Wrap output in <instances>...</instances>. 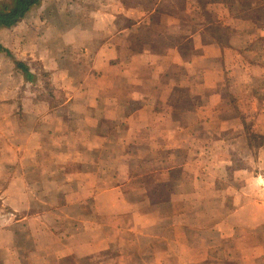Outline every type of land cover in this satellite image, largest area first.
<instances>
[{
    "label": "crops",
    "instance_id": "0c3cea01",
    "mask_svg": "<svg viewBox=\"0 0 264 264\" xmlns=\"http://www.w3.org/2000/svg\"><path fill=\"white\" fill-rule=\"evenodd\" d=\"M47 1L0 30V42L34 75L0 52V150L11 153L0 166L15 169L0 190L13 207L7 214L0 209V264H81L92 256V264H136L131 250L145 264H264V220L243 202L264 196V175L248 165L241 175H222L218 192L235 190L228 211L218 209L209 224L179 222L176 195L166 204L150 201L138 175L143 156L134 154L146 132L148 151L158 148L157 135L167 149H184L189 125L175 127L174 115H206L205 102L218 110L235 105L243 128L264 132V0H215L206 8L190 0L184 19L133 46L131 28L117 27L123 9L117 2L95 11L74 0ZM72 7L85 9L83 16L70 14ZM129 18L133 28L144 22ZM6 30L12 33L4 39ZM206 33L213 42H197ZM41 72L51 77L49 94L31 90ZM192 97L204 103L191 110ZM218 144L226 156L218 168L231 172L235 149L224 139ZM15 194L20 207L10 202ZM178 199L179 213L189 214L190 194ZM162 224L171 234L154 232ZM22 233L26 244L16 242ZM103 252L108 256L96 259Z\"/></svg>",
    "mask_w": 264,
    "mask_h": 264
},
{
    "label": "rangeland",
    "instance_id": "374dc122",
    "mask_svg": "<svg viewBox=\"0 0 264 264\" xmlns=\"http://www.w3.org/2000/svg\"><path fill=\"white\" fill-rule=\"evenodd\" d=\"M9 0H0V6ZM51 4L59 3L61 5V0H48ZM47 1V2H48ZM55 1V2H53ZM70 1V0H66ZM79 3L89 6V8L93 7V10H101L103 9V4L116 3L121 5L122 12L118 15V19L116 20L117 27H130L131 30L127 32V42L129 45H136L137 42L140 43L142 41H150L157 40L160 37L162 31L166 28L167 25L173 24L174 22H179L184 19V11L183 8L186 2L190 0H74ZM215 0H198V2L202 5V7L206 8L207 4L213 2ZM69 13H75V15L79 17L83 16L82 12L83 8H79L78 11L75 12L76 8H70ZM112 9V8H110ZM114 9V8H113ZM112 9V10H113ZM51 10V9H50ZM49 10V11H50ZM82 10V11H80ZM89 10V9H87ZM72 11V12H71ZM52 13V10L49 12ZM68 13V14H69ZM69 14V15H70ZM204 14L211 20L213 19L214 13L211 14L209 11L204 12ZM85 15V14H84ZM129 17H135V19H143L144 22L138 27H132L133 24L132 19ZM12 31L6 30L3 36L6 39V36L9 38L10 35L6 34ZM116 39H119L116 38ZM119 42H124V39H119ZM197 42H201L203 44L213 42L209 36V33H206V36L202 37L201 40H197ZM196 43V42H195ZM7 44V43H5ZM9 49V48H8ZM10 50V49H9ZM7 63H13L14 61L9 57ZM4 62V63H6ZM40 83L39 81L34 82L31 86V90L42 91L45 90V94L51 93L54 91V86L52 85L51 77L46 72H41L40 74ZM190 81V79H187ZM36 91V92H37ZM44 93V92H43ZM37 95V94H36ZM43 95V94H42ZM61 95H59L60 97ZM181 96V95H180ZM189 106L191 110H194L196 106H198L199 102L203 104V98L192 97L189 98ZM202 106V105H201ZM206 106V107H205ZM204 109L206 110V115H174V125L178 127L179 125H189L190 136L188 140H184L185 145L184 149H167V141L162 136L157 135L156 144L158 148L148 151L145 141L149 140L151 133H144L143 139L144 143L136 146V155L143 156V162L138 170V175L142 178L144 185L147 187V193L151 202L156 204H166L171 202L170 200L172 195H176L173 202V205H176L178 210V217L176 221L180 219L188 218L191 220V223L197 222L201 220L202 223H211L213 218V214H218V209H222L224 212H227L231 202L229 199V195L231 192H235L233 189L222 190V192H218V178H221L222 175H241L243 169V165H248L254 173L260 175H264V162L256 161L255 158L257 156L256 152L257 148L251 147V137L256 135H264V132L256 133L252 132L242 127V121H240V115L237 114V107L235 105H229L228 107L213 108L206 105V102L203 104ZM202 118H206V127L202 125L196 126V122ZM204 121V120H202ZM196 123V124H195ZM80 127L83 126L81 119L79 121ZM241 125V126H240ZM103 127V124L99 123L97 127ZM114 126V125H113ZM120 125L117 127L119 128ZM242 127V128H241ZM249 132V133H248ZM182 136V133H181ZM181 138V137H179ZM230 144L234 151V155H236L235 160V168L231 170V172H226L224 168H218L221 166L224 158L226 156L222 155L223 151H221V144H218V140L223 139ZM262 137H255L254 143L258 145ZM251 140V141H250ZM221 143V142H220ZM1 147V146H0ZM189 147V150H186ZM256 147V146H255ZM83 153V152H82ZM89 154V153H83ZM86 155V156H87ZM92 156V153L89 154ZM103 155H105L103 153ZM11 156V153L5 151L3 149L0 150V165L6 159ZM10 159V158H9ZM260 160V159H259ZM15 169H7L0 166V190L5 188V184L7 178L13 175ZM196 177L203 180L198 182ZM222 185V184H221ZM50 186L48 184V191L50 190ZM16 190V187H15ZM221 191V190H220ZM190 194V199L188 200L189 207L191 211L189 214L184 215V213H179L180 209L183 207L182 199H178L182 194ZM235 194V193H234ZM50 195L53 193L50 192ZM179 195V196H178ZM252 200H244L246 207H250L251 209L256 211L258 217L264 220V196L259 193L256 198H250ZM55 200H48L42 202L43 205H51ZM10 202L14 203L16 206H21L24 201L21 200L19 194H15L13 200ZM35 206L39 202L38 200L31 201ZM60 202V201H57ZM61 203V202H60ZM84 207H88L84 205ZM0 209L3 214L10 213L13 211V207H9L3 200L0 199ZM196 209V210H195ZM198 209V210H197ZM202 210L199 212V210ZM201 213V214H200ZM203 213L211 214L210 215H202ZM163 217H165L166 212L161 211ZM158 220V216L154 217ZM153 218V219H154ZM117 220L116 217L112 216L111 221ZM180 222V221H179ZM205 223V225H207ZM166 224H162L154 232H166ZM166 229V230H165ZM168 231V230H167ZM146 234V232L144 233ZM149 234H151L149 232ZM168 235L171 234L169 231ZM127 235V234H126ZM125 235V236H126ZM133 234L127 235L126 239L130 240ZM264 237V229L259 232V236ZM150 236H144L141 246H145V239ZM16 242L19 244H26L27 235L22 233L18 235L16 238ZM140 243V242H138ZM162 247V245L160 244ZM145 252V247H142ZM126 252L130 251L129 248H125ZM135 250H131L130 253L127 254L128 257H131V261H136V264H145L146 259L138 256ZM159 253H163L164 251L159 248ZM125 252V253H126ZM108 252H103L99 256H96V259L100 257H107ZM124 254V253H122ZM94 257H88L86 259L81 260V264H92L91 260ZM139 260V261H138ZM134 264V263H133Z\"/></svg>",
    "mask_w": 264,
    "mask_h": 264
},
{
    "label": "trees",
    "instance_id": "16d2710c",
    "mask_svg": "<svg viewBox=\"0 0 264 264\" xmlns=\"http://www.w3.org/2000/svg\"><path fill=\"white\" fill-rule=\"evenodd\" d=\"M41 3H42V0H9V1L4 2L0 6V30L3 27H12V26L16 25L18 22H20L26 16V14L30 10L40 6ZM0 52H6L8 55H10L13 58V60L15 61L17 67L20 70H22L26 76H28L30 79L34 78V75L29 72L28 66L25 63H23L22 61L15 59V57L11 54L9 49L5 48L1 42H0ZM244 127H245V129L250 131V128L246 124H244ZM255 137H257V138L262 137V139L260 140V143L258 145H256L254 143ZM250 139L252 140V141L250 140L251 141V147L258 149V151L256 152L257 156H256L255 160L263 162L264 157L262 155V149H264V135L254 134ZM260 149H261V151H260Z\"/></svg>",
    "mask_w": 264,
    "mask_h": 264
}]
</instances>
